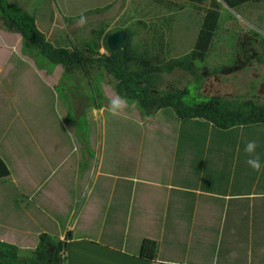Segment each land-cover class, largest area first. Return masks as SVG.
I'll list each match as a JSON object with an SVG mask.
<instances>
[{
    "label": "crops",
    "instance_id": "crops-1",
    "mask_svg": "<svg viewBox=\"0 0 264 264\" xmlns=\"http://www.w3.org/2000/svg\"><path fill=\"white\" fill-rule=\"evenodd\" d=\"M3 71L1 241L28 254L42 234H71L66 264H264V168L244 151L255 141L264 164V126L203 137L158 111L142 134L115 122L76 136L56 110L34 119ZM145 239L158 243L155 260L140 257Z\"/></svg>",
    "mask_w": 264,
    "mask_h": 264
},
{
    "label": "rangeland",
    "instance_id": "rangeland-1",
    "mask_svg": "<svg viewBox=\"0 0 264 264\" xmlns=\"http://www.w3.org/2000/svg\"><path fill=\"white\" fill-rule=\"evenodd\" d=\"M11 1H18L36 16L40 30L49 40L65 46L88 39L93 29L104 27L106 31L130 28L134 32L133 43L144 47L151 26L155 25L166 32L168 58L194 47L203 19V11L185 0ZM221 10L210 56L198 63V74L203 75L199 92L264 106V0L235 10L222 4ZM82 18L84 23H78ZM245 37L251 39L247 50L241 48ZM2 67L5 74L10 69L11 91H18L21 83L24 99L36 110L33 118L56 110L58 121L64 123L69 134L73 130L76 136H98L105 126L109 134L115 122L133 123L142 134L155 121L164 119L161 113H147L135 99L121 94L119 80L105 68L94 66L87 74L81 70L67 73L62 65L52 64L38 52L26 48L22 36L8 30L0 18ZM170 84L180 88L188 85L189 101L198 90L194 74L183 69L163 73L162 87ZM118 98L125 106L113 114L111 105Z\"/></svg>",
    "mask_w": 264,
    "mask_h": 264
},
{
    "label": "trees",
    "instance_id": "trees-1",
    "mask_svg": "<svg viewBox=\"0 0 264 264\" xmlns=\"http://www.w3.org/2000/svg\"><path fill=\"white\" fill-rule=\"evenodd\" d=\"M185 1L203 11L202 25L194 47L169 58L165 55L166 32L155 25L151 26L144 47L135 45L134 32L124 28L127 34L124 48L112 51L107 38L114 31H106L104 27L93 29L88 39L70 46L52 42L40 30L36 16L18 1L0 0V18L8 30L22 36L26 48L38 52L52 64L62 65L67 73L81 70L87 74L94 66L105 68L119 80L121 94L135 99L147 113L160 111L168 116L173 115L181 122L182 131L183 125L189 130L200 128L197 135L207 137L211 128V135L217 132L237 138L241 128L264 126V106L219 95H203L199 92L203 75L198 74V63L205 62L213 49L222 17L221 5L235 10L259 0ZM250 41V37H245L241 48L247 50ZM102 48L105 51H101ZM175 69L194 74L198 90L191 101L187 99L191 95L188 85L183 88L174 84L162 87L163 73H171ZM9 175L10 169L0 156V179ZM71 236L68 234L66 239H58L42 234L37 246L30 249L27 255H22L17 245L0 240V264H66L67 244ZM157 252L158 243L155 240L143 241L141 258L155 260Z\"/></svg>",
    "mask_w": 264,
    "mask_h": 264
},
{
    "label": "clouds",
    "instance_id": "clouds-1",
    "mask_svg": "<svg viewBox=\"0 0 264 264\" xmlns=\"http://www.w3.org/2000/svg\"><path fill=\"white\" fill-rule=\"evenodd\" d=\"M78 23L83 24L84 19L82 18ZM125 106L124 102L119 98L112 102V111L113 114H116L119 109H122ZM257 144L255 141H249L244 148L245 153L249 155L247 160L248 165L256 172H260L264 168V164L261 163L259 156L255 155Z\"/></svg>",
    "mask_w": 264,
    "mask_h": 264
},
{
    "label": "water",
    "instance_id": "water-1",
    "mask_svg": "<svg viewBox=\"0 0 264 264\" xmlns=\"http://www.w3.org/2000/svg\"><path fill=\"white\" fill-rule=\"evenodd\" d=\"M127 34L124 30H116L112 32L108 38L107 43L112 51H120L125 46Z\"/></svg>",
    "mask_w": 264,
    "mask_h": 264
}]
</instances>
